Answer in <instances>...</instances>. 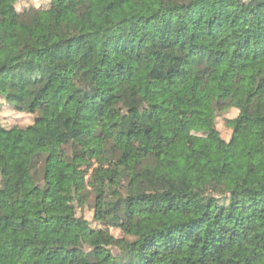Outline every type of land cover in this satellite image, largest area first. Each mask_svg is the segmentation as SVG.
<instances>
[{"label": "trees", "instance_id": "obj_1", "mask_svg": "<svg viewBox=\"0 0 264 264\" xmlns=\"http://www.w3.org/2000/svg\"><path fill=\"white\" fill-rule=\"evenodd\" d=\"M19 2L0 264H264V0Z\"/></svg>", "mask_w": 264, "mask_h": 264}, {"label": "rangeland", "instance_id": "obj_2", "mask_svg": "<svg viewBox=\"0 0 264 264\" xmlns=\"http://www.w3.org/2000/svg\"><path fill=\"white\" fill-rule=\"evenodd\" d=\"M48 5H49V0H20V2L16 6V9L21 11L31 6L35 8H46L48 7ZM1 115H2V122L6 126H10L13 124L26 125L31 121L30 115L25 113L13 112L9 109H4ZM232 115H233V111H229L221 114L216 118V125L220 130L221 135L224 138H228L229 136V129L225 126L224 119L229 118ZM85 217L90 218V213L87 212L85 214Z\"/></svg>", "mask_w": 264, "mask_h": 264}]
</instances>
